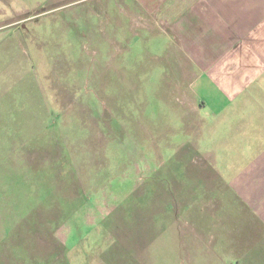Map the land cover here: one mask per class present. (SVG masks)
<instances>
[{"label": "rangeland", "instance_id": "rangeland-1", "mask_svg": "<svg viewBox=\"0 0 264 264\" xmlns=\"http://www.w3.org/2000/svg\"><path fill=\"white\" fill-rule=\"evenodd\" d=\"M103 1L104 41H77L62 12L0 41V264H240L256 222L192 123L171 125L194 109L162 78L161 43L127 41L145 15L121 10L122 39L108 23L121 4Z\"/></svg>", "mask_w": 264, "mask_h": 264}, {"label": "crops", "instance_id": "crops-1", "mask_svg": "<svg viewBox=\"0 0 264 264\" xmlns=\"http://www.w3.org/2000/svg\"><path fill=\"white\" fill-rule=\"evenodd\" d=\"M118 1L108 20L112 33L122 38L128 29L122 9L145 15V28L127 41L161 43L162 78L177 84L171 93L188 94L194 109L192 122L184 112L171 125L192 123L183 133L190 134L193 149L212 158L218 183L257 224L247 231L256 243L242 252L248 257L240 264H264V0ZM44 3L40 12V0H0V41H24L20 31L37 13L55 12L72 20L63 23L77 30V41L105 40L96 32L110 12L103 0L97 6Z\"/></svg>", "mask_w": 264, "mask_h": 264}, {"label": "built area", "instance_id": "built-area-1", "mask_svg": "<svg viewBox=\"0 0 264 264\" xmlns=\"http://www.w3.org/2000/svg\"><path fill=\"white\" fill-rule=\"evenodd\" d=\"M159 24H162V22H158Z\"/></svg>", "mask_w": 264, "mask_h": 264}]
</instances>
